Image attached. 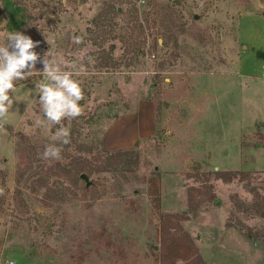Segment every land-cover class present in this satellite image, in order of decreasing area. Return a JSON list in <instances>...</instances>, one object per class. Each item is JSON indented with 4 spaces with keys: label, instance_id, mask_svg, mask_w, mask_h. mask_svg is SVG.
<instances>
[{
    "label": "rangeland",
    "instance_id": "374dc122",
    "mask_svg": "<svg viewBox=\"0 0 264 264\" xmlns=\"http://www.w3.org/2000/svg\"><path fill=\"white\" fill-rule=\"evenodd\" d=\"M0 3V41L13 31L39 41L35 51L84 92L83 114L63 121L60 161L39 155L59 144V125L31 91L44 77L11 94L0 129V264H165L166 245L184 234L205 264H264V0ZM140 102L153 132L105 145ZM118 150L133 152L106 159Z\"/></svg>",
    "mask_w": 264,
    "mask_h": 264
},
{
    "label": "clouds",
    "instance_id": "9594fccd",
    "mask_svg": "<svg viewBox=\"0 0 264 264\" xmlns=\"http://www.w3.org/2000/svg\"><path fill=\"white\" fill-rule=\"evenodd\" d=\"M75 43H82L79 36L74 37ZM39 41L21 31L8 32L5 42L0 44V129L13 108L14 99L11 95L17 89L18 82L28 79L37 73L44 79L35 83L34 90L38 96L44 118L49 125H59L52 136L57 143L45 146L41 159L62 160L63 145L70 143V129L63 124L64 120L75 119L83 114L80 104L84 100V92L79 80L70 71H62L48 59L49 53L43 55L36 52ZM41 63L42 70L36 65ZM8 264H15L9 260Z\"/></svg>",
    "mask_w": 264,
    "mask_h": 264
},
{
    "label": "trees",
    "instance_id": "16d2710c",
    "mask_svg": "<svg viewBox=\"0 0 264 264\" xmlns=\"http://www.w3.org/2000/svg\"><path fill=\"white\" fill-rule=\"evenodd\" d=\"M16 4H25L26 0H14ZM171 21L167 22V24L163 25V29L165 30L164 34L165 38L167 37L170 39L173 37L172 34V28L176 25L174 22V19L172 16H170ZM8 19V14L6 10L2 7L0 3V32L5 30V21ZM167 20V19H166ZM30 22V20H28ZM167 40L164 39V44L166 45ZM0 44L2 42L0 41ZM115 48L114 45H112V50ZM144 54L145 52L142 51ZM27 81V80H26ZM159 103V102H158ZM130 152H133L132 150H118L114 152L112 155L108 154L106 159L110 162H114V158H118L119 160L122 158L123 155L126 153L129 154ZM92 170V168H89ZM77 173H81L85 170V167H79L76 169ZM238 171H221L219 172V175L224 177L226 180H231L232 175H237ZM155 192L158 194L159 188H155ZM258 206L263 207V212H261L262 215H264V196H260V199L258 200ZM175 240V241H174ZM173 242H169L165 250L163 251V257H164V263L165 264H178L179 259H184L187 261L186 264H205L201 254L199 253L198 248L196 247L193 240L189 237L188 234H184V236L180 239L179 237H175ZM191 259V260H190Z\"/></svg>",
    "mask_w": 264,
    "mask_h": 264
},
{
    "label": "crops",
    "instance_id": "0c3cea01",
    "mask_svg": "<svg viewBox=\"0 0 264 264\" xmlns=\"http://www.w3.org/2000/svg\"><path fill=\"white\" fill-rule=\"evenodd\" d=\"M242 69V67H241ZM240 75H247L243 69ZM143 102H140L137 114H128L121 116L113 126L108 129L104 137L105 145L108 147H121L140 139L154 130V124L151 115L142 111ZM149 108V106H146Z\"/></svg>",
    "mask_w": 264,
    "mask_h": 264
},
{
    "label": "water",
    "instance_id": "95a60500",
    "mask_svg": "<svg viewBox=\"0 0 264 264\" xmlns=\"http://www.w3.org/2000/svg\"><path fill=\"white\" fill-rule=\"evenodd\" d=\"M82 178H84L85 180H87V182H88V185H90L91 184V181L89 180V177H88V175L87 174H85V173H83L82 175ZM219 199H217L216 201H218Z\"/></svg>",
    "mask_w": 264,
    "mask_h": 264
},
{
    "label": "built area",
    "instance_id": "2783aa9c",
    "mask_svg": "<svg viewBox=\"0 0 264 264\" xmlns=\"http://www.w3.org/2000/svg\"><path fill=\"white\" fill-rule=\"evenodd\" d=\"M262 75H263V77H264V71H263V74H262Z\"/></svg>",
    "mask_w": 264,
    "mask_h": 264
}]
</instances>
